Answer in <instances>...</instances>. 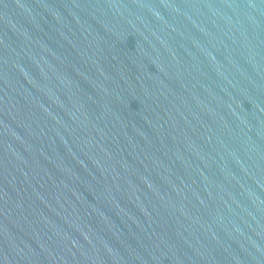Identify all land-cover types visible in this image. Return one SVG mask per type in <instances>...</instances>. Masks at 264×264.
<instances>
[{"label":"water","instance_id":"1","mask_svg":"<svg viewBox=\"0 0 264 264\" xmlns=\"http://www.w3.org/2000/svg\"><path fill=\"white\" fill-rule=\"evenodd\" d=\"M0 264H264V0H0Z\"/></svg>","mask_w":264,"mask_h":264}]
</instances>
